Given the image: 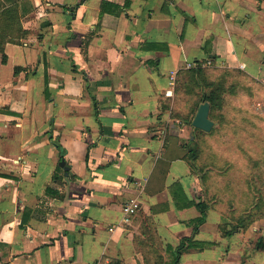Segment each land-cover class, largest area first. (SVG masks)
I'll return each mask as SVG.
<instances>
[{"label": "crops", "instance_id": "1", "mask_svg": "<svg viewBox=\"0 0 264 264\" xmlns=\"http://www.w3.org/2000/svg\"><path fill=\"white\" fill-rule=\"evenodd\" d=\"M24 1L0 52V264H175L184 238L204 245L177 264H264L260 223L227 234L208 203L193 232L201 102L186 119L175 95L188 63L264 86V0Z\"/></svg>", "mask_w": 264, "mask_h": 264}, {"label": "rangeland", "instance_id": "2", "mask_svg": "<svg viewBox=\"0 0 264 264\" xmlns=\"http://www.w3.org/2000/svg\"><path fill=\"white\" fill-rule=\"evenodd\" d=\"M200 69L205 82L219 83L222 88L220 105L209 110L214 122L211 130L198 131L193 140L185 138L187 152L194 155L199 192L204 203L215 204L229 219L228 228L221 231L236 224L241 225L240 232L250 226L258 228L259 223L264 225V86L237 68ZM193 75L192 68L181 71L175 85L176 107L191 108L181 115L186 119L200 97ZM261 227L257 244L264 250Z\"/></svg>", "mask_w": 264, "mask_h": 264}, {"label": "trees", "instance_id": "3", "mask_svg": "<svg viewBox=\"0 0 264 264\" xmlns=\"http://www.w3.org/2000/svg\"><path fill=\"white\" fill-rule=\"evenodd\" d=\"M26 12H29L27 9L24 0H0V52H2V60L6 61V55L3 54V45L7 42H14L17 38H20L24 32L20 23V18ZM17 68H15V73ZM194 73V82L196 86L200 89V97L199 102L208 101L212 110L220 105V89L222 88L219 83L205 82V79L201 78V69L200 67L192 68ZM201 84H203L201 88ZM204 87H208L211 89H204ZM211 114H209L210 116ZM211 118V117H210ZM212 119V118H211ZM56 148L61 152V157L64 153V149L61 147L59 142L54 139L52 140ZM190 152V151H189ZM189 160L194 161V155L192 152L189 153ZM56 179V177H55ZM196 208L199 211V216L193 220L194 227L193 232H196L198 226L205 221L206 218V210L207 205L204 201H198L196 204ZM239 220V219H237ZM241 227L240 224H236L233 229H229L224 231L227 234H231L233 231L239 230ZM222 229V228H221ZM224 230V229H223ZM222 230V231H223ZM185 241H187V247L199 246L202 247L204 244L202 243H193L189 238H184L181 240L179 245L176 248L174 263H178V257L180 252L184 250ZM261 247V245H259Z\"/></svg>", "mask_w": 264, "mask_h": 264}, {"label": "water", "instance_id": "4", "mask_svg": "<svg viewBox=\"0 0 264 264\" xmlns=\"http://www.w3.org/2000/svg\"><path fill=\"white\" fill-rule=\"evenodd\" d=\"M210 104L208 101H203L199 104L193 119L191 120V125L196 129L208 132L213 127V120L209 116ZM59 166L64 170H68L67 165L65 164L64 159H60ZM67 175V172H65Z\"/></svg>", "mask_w": 264, "mask_h": 264}, {"label": "built area", "instance_id": "5", "mask_svg": "<svg viewBox=\"0 0 264 264\" xmlns=\"http://www.w3.org/2000/svg\"><path fill=\"white\" fill-rule=\"evenodd\" d=\"M207 64H210V63L208 62ZM192 67H193L192 63H188L187 64V68H192ZM175 75H176V71L175 70L170 71L169 83H170L171 86H173V84H174ZM167 93H170V91L167 92ZM138 209H139V201L137 200V198H130L121 207L122 221L124 223L128 222L130 220V217L132 215H134L137 212Z\"/></svg>", "mask_w": 264, "mask_h": 264}]
</instances>
